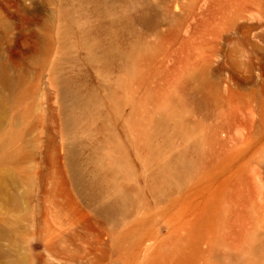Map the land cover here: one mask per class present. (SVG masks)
<instances>
[{
  "label": "rangeland",
  "instance_id": "rangeland-1",
  "mask_svg": "<svg viewBox=\"0 0 264 264\" xmlns=\"http://www.w3.org/2000/svg\"><path fill=\"white\" fill-rule=\"evenodd\" d=\"M0 264H264V0H0Z\"/></svg>",
  "mask_w": 264,
  "mask_h": 264
},
{
  "label": "bare ground",
  "instance_id": "bare-ground-1",
  "mask_svg": "<svg viewBox=\"0 0 264 264\" xmlns=\"http://www.w3.org/2000/svg\"><path fill=\"white\" fill-rule=\"evenodd\" d=\"M92 53L94 54L93 50ZM62 91L64 94L65 108L67 111L65 121L67 125L70 126L78 120L80 113L87 106L88 100H84L77 92L70 90L66 83L63 84ZM1 155L5 159L7 157H11L10 154L4 149H2ZM67 157L71 164L72 173L75 180L78 181L82 185V188L87 192L95 191V189H97L99 186V179L95 176H85L84 170L78 164L76 155L74 154L72 148L67 151ZM112 164L115 166V168L124 171V165L120 163L118 159L113 160ZM107 199L108 202L103 206L102 209L110 211L122 207L126 203L127 196L122 192H111L108 194Z\"/></svg>",
  "mask_w": 264,
  "mask_h": 264
}]
</instances>
